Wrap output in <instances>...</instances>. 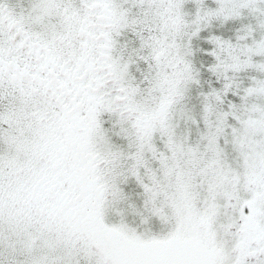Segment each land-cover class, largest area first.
<instances>
[{"label": "snow or ice", "instance_id": "obj_1", "mask_svg": "<svg viewBox=\"0 0 264 264\" xmlns=\"http://www.w3.org/2000/svg\"><path fill=\"white\" fill-rule=\"evenodd\" d=\"M0 264H264V0H0Z\"/></svg>", "mask_w": 264, "mask_h": 264}]
</instances>
